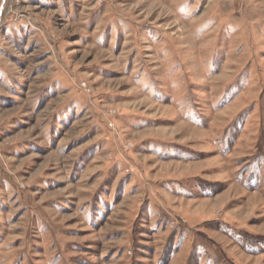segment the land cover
<instances>
[{
  "label": "rangeland",
  "instance_id": "1",
  "mask_svg": "<svg viewBox=\"0 0 264 264\" xmlns=\"http://www.w3.org/2000/svg\"><path fill=\"white\" fill-rule=\"evenodd\" d=\"M0 264H264V0H0Z\"/></svg>",
  "mask_w": 264,
  "mask_h": 264
}]
</instances>
